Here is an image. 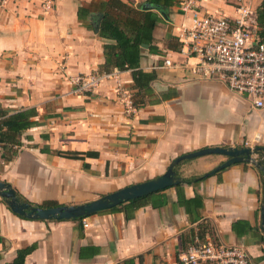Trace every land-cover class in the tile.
<instances>
[{"label": "crops", "instance_id": "1", "mask_svg": "<svg viewBox=\"0 0 264 264\" xmlns=\"http://www.w3.org/2000/svg\"><path fill=\"white\" fill-rule=\"evenodd\" d=\"M107 1L55 0L45 10L41 0H19L0 9V112H34L13 160L4 163L0 149V181L32 206L94 201L155 179L177 157L202 149L264 148V108L253 109L217 79L198 78L189 69L195 60L172 50L193 16L182 0L166 11L147 0H120L159 19L152 32L157 52L143 45L139 61L141 71L156 75L149 94H136L130 71L93 92L69 94L70 76L108 68L104 47L113 41L97 34ZM249 1L255 11L262 2L203 0L202 12L234 19ZM146 4L152 9L143 10ZM116 80L141 100L133 111H126ZM226 160H183L174 168L180 181L205 177L83 219L28 220L0 198V264L28 247L23 264H174L198 232L264 264L263 174L249 163L210 174Z\"/></svg>", "mask_w": 264, "mask_h": 264}, {"label": "built area", "instance_id": "2", "mask_svg": "<svg viewBox=\"0 0 264 264\" xmlns=\"http://www.w3.org/2000/svg\"><path fill=\"white\" fill-rule=\"evenodd\" d=\"M19 0H0V9ZM55 0H41L45 10H50ZM203 0H182L181 8L192 12L190 24L181 25L177 35L178 53L195 62L190 71L202 79H217L226 88L243 97L253 109L264 108V45L256 36V11L251 1L236 9L234 19L202 12ZM165 66H172L164 60ZM119 70L108 73L70 76L69 94L83 95L95 91L103 81L112 78ZM126 111L134 110L132 97L116 80ZM83 227H88L86 221ZM174 264H257L238 246H227L206 238L195 242L179 255Z\"/></svg>", "mask_w": 264, "mask_h": 264}, {"label": "trees", "instance_id": "3", "mask_svg": "<svg viewBox=\"0 0 264 264\" xmlns=\"http://www.w3.org/2000/svg\"><path fill=\"white\" fill-rule=\"evenodd\" d=\"M147 2L166 11L176 3V0H147ZM100 13L101 17L97 25V34L102 39L113 41V44H106L104 47L105 65L108 67L104 73L111 72L114 69L130 71L134 83L133 89L136 90V94H139L138 96L140 97L144 96V94H149L150 83L155 80L156 75L141 71L139 69V61L144 50L142 48L143 45L147 46L148 51L157 52V49L153 46L152 32L159 19L151 11L137 10L120 0H108L103 3ZM256 24V36L260 43L264 45V0L256 9ZM179 47L178 43L172 47V50L178 52ZM138 96L137 101L132 96L134 108L139 103H142L140 102L141 100H138ZM33 115L34 112L31 110L20 111L12 115L0 112V149L2 152L1 159L4 163L12 161L17 155L18 148L21 146V133L32 125L31 117ZM256 147V159L264 166V148ZM75 157L77 158L78 156ZM204 177L194 178L189 181L184 179L181 180V183L198 182ZM16 195L19 200L27 203L18 193ZM137 202L138 200H133L129 203L136 204ZM205 236L206 233L198 232L197 236L195 235L190 240L187 247L192 245L195 240L201 243L205 242ZM212 241L215 242L214 239ZM32 249V247H28L20 250L10 264H23L25 256Z\"/></svg>", "mask_w": 264, "mask_h": 264}, {"label": "water", "instance_id": "4", "mask_svg": "<svg viewBox=\"0 0 264 264\" xmlns=\"http://www.w3.org/2000/svg\"><path fill=\"white\" fill-rule=\"evenodd\" d=\"M152 7L148 4L144 5L143 10H149ZM164 16V14H162ZM257 151L254 148H206L192 153L184 154L173 160L166 172L155 178L142 183L134 184L116 192L110 193L94 201L80 205H63L55 207H39L32 206L18 199L15 190L7 183L0 181V198L3 199L8 208L16 215L28 220L41 221H62L75 220L91 216L97 212L108 210L119 206L125 202L133 201L139 198L149 196L150 194L162 191L168 187L176 186L181 181L176 177L174 168L183 160L194 159L207 155H221L227 158L225 162L211 171L210 174L227 168L237 163H249L257 168L263 174L264 182V166L260 161L253 158ZM264 192V186H263ZM261 228L264 233V198L261 204Z\"/></svg>", "mask_w": 264, "mask_h": 264}]
</instances>
